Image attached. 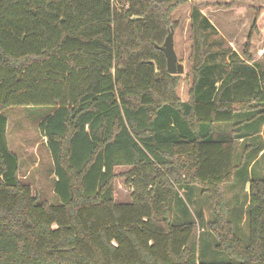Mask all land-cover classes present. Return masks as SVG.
I'll return each mask as SVG.
<instances>
[{
  "label": "trees",
  "instance_id": "1",
  "mask_svg": "<svg viewBox=\"0 0 264 264\" xmlns=\"http://www.w3.org/2000/svg\"><path fill=\"white\" fill-rule=\"evenodd\" d=\"M187 1L0 0V264H264V175L248 180L244 238L224 191L235 140L264 120V51L252 62L249 35L240 57L193 6L182 100L157 46ZM263 23L260 3L251 31ZM14 106L45 112L54 203L18 176L4 113ZM181 190L207 199L202 237L195 219L177 220ZM209 233L221 260L200 258Z\"/></svg>",
  "mask_w": 264,
  "mask_h": 264
},
{
  "label": "rangeland",
  "instance_id": "2",
  "mask_svg": "<svg viewBox=\"0 0 264 264\" xmlns=\"http://www.w3.org/2000/svg\"><path fill=\"white\" fill-rule=\"evenodd\" d=\"M260 3H264V0H189L173 11L171 19L174 28H169L168 33L170 30L173 31V49L177 62L184 67L183 73L178 75L180 80L176 87V93L182 100L187 99L188 87L191 82L188 63L192 45L189 29L191 8L197 7L214 25L218 35L224 40L225 47H230L240 57H243L242 53L246 47L247 37L250 35L249 55L252 62L260 63L264 51V23L257 33L251 31L254 7ZM215 48L217 49V47ZM36 109L38 108L14 106L4 111L7 116L6 141L9 150L18 156L20 164L18 176L31 185L32 192L39 200L51 204L56 202L52 192V162L45 140L40 136L37 128V123L45 112ZM249 133L250 136L244 141L235 140L234 164L237 165V169L231 182L225 186L224 190L228 218L232 221L236 215L239 217L234 224L236 232L241 238H244L247 232L248 180L252 174L264 175V120L257 122L256 130L249 131ZM126 170L125 167H119L117 172ZM114 184L115 200L118 202L129 201L130 191L123 180L117 178ZM180 193L186 207L184 208L185 212L180 210L176 213L177 220L181 221L184 217L188 220L195 219L199 224L200 237H202V234L206 233V225L211 219L207 199L204 195L203 197L199 196L198 192L192 196V199H187L184 191L181 190ZM208 236L209 239H201L203 247L202 251L200 250V258L206 261L223 259L222 256L214 252V237L210 233Z\"/></svg>",
  "mask_w": 264,
  "mask_h": 264
},
{
  "label": "water",
  "instance_id": "3",
  "mask_svg": "<svg viewBox=\"0 0 264 264\" xmlns=\"http://www.w3.org/2000/svg\"><path fill=\"white\" fill-rule=\"evenodd\" d=\"M172 36L173 31L170 30L167 36L165 37L163 44L157 47L165 56L168 74L180 75L183 73L184 67L182 64L177 62L176 54L173 49Z\"/></svg>",
  "mask_w": 264,
  "mask_h": 264
}]
</instances>
